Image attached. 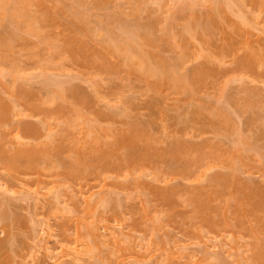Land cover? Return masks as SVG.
<instances>
[{
  "label": "rangeland",
  "instance_id": "374dc122",
  "mask_svg": "<svg viewBox=\"0 0 264 264\" xmlns=\"http://www.w3.org/2000/svg\"><path fill=\"white\" fill-rule=\"evenodd\" d=\"M0 218L10 264H264V0H0Z\"/></svg>",
  "mask_w": 264,
  "mask_h": 264
},
{
  "label": "bare ground",
  "instance_id": "6f19581e",
  "mask_svg": "<svg viewBox=\"0 0 264 264\" xmlns=\"http://www.w3.org/2000/svg\"><path fill=\"white\" fill-rule=\"evenodd\" d=\"M175 80H176V78H175ZM177 81L179 83L184 82V80L181 78H178ZM187 86L189 88H191L190 85H187ZM21 152H23V151H21ZM24 152L26 153V151H24ZM27 153H31V152H27ZM40 153L41 152H39V155H42V153L41 154ZM34 155H36V153L35 154H27V156H29V157H33ZM37 156H38V154H37ZM81 173H82L81 169H74V170L70 171L68 174L69 175H76L78 177V175H80ZM1 221H2V219L0 218V223H1ZM5 248H6L5 244L0 242V264H10V262L8 260L3 259V251Z\"/></svg>",
  "mask_w": 264,
  "mask_h": 264
}]
</instances>
